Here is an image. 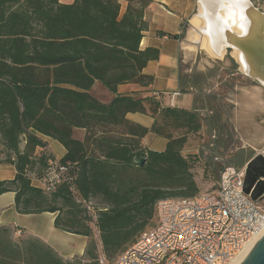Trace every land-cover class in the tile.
I'll return each instance as SVG.
<instances>
[{
	"label": "trees",
	"instance_id": "obj_1",
	"mask_svg": "<svg viewBox=\"0 0 264 264\" xmlns=\"http://www.w3.org/2000/svg\"><path fill=\"white\" fill-rule=\"evenodd\" d=\"M120 1L0 0V164L15 169L13 179L0 181V195L14 193L19 214L55 213L56 228L88 238L82 257L63 261L38 239L0 226V264H100L101 256L113 264L156 226L159 201L202 194L193 169L211 161L183 154L201 138L199 114L117 93L124 84L151 85L142 71L159 57L158 49L139 46L150 0H122V14ZM96 83L113 95L110 102L90 94ZM128 113L148 114L153 123L130 124ZM77 129L83 139L73 136ZM148 132L166 141L162 151L140 143ZM45 137L65 150L58 161L66 171L49 191L32 185L53 158L36 153Z\"/></svg>",
	"mask_w": 264,
	"mask_h": 264
},
{
	"label": "crops",
	"instance_id": "obj_2",
	"mask_svg": "<svg viewBox=\"0 0 264 264\" xmlns=\"http://www.w3.org/2000/svg\"><path fill=\"white\" fill-rule=\"evenodd\" d=\"M73 1L59 0L62 4H71ZM198 1L150 0L143 12V20L147 23V28L143 32L139 46L141 50L145 48L159 50L158 59L150 61L142 71L143 74L153 77V83L148 87H140L136 84L120 85L117 87V93L150 95L155 99L158 96L161 98V105L197 112L202 120L201 138L192 139L184 147L183 154H199L211 161L216 154L213 147L217 144L208 140V137L213 138L218 134L216 131L229 128L232 112L238 113L239 117L241 115L240 118H243L246 112L251 111V101L264 110V97L258 85L244 89L235 86L234 79L241 74L239 75L236 65L227 55L221 60L213 59L209 57V51L205 47L202 48V41L205 39L203 34L190 25L191 19L197 12ZM252 1L264 12V0ZM125 6L124 2L121 14ZM204 10L209 14L211 8L207 5ZM211 33L208 35L209 38L213 36ZM214 38L213 48L222 41V38ZM126 119L130 124L146 129H149L153 123V118L148 114L128 113ZM125 137L131 136L125 134ZM44 142L45 147L37 148L36 153L49 154L58 160L63 157L65 150L58 142L47 137L44 138ZM140 143L149 150L162 151L166 141L148 132L141 138ZM208 152L209 155H206ZM239 157L232 160L228 166L239 169L238 167L241 168L248 161H241ZM14 176L13 166L0 165V181L11 180ZM32 185L40 188L38 182H32ZM55 216V213L49 212L19 214L14 208V193L0 195V226L9 227L15 237L38 239L63 261L82 257L88 238L56 228Z\"/></svg>",
	"mask_w": 264,
	"mask_h": 264
},
{
	"label": "built area",
	"instance_id": "obj_3",
	"mask_svg": "<svg viewBox=\"0 0 264 264\" xmlns=\"http://www.w3.org/2000/svg\"><path fill=\"white\" fill-rule=\"evenodd\" d=\"M157 96V101H161ZM172 100V99H171ZM66 167L48 160L40 188L52 189ZM243 168L223 167L215 188L188 199H165L156 206V226L143 233L113 264H232L264 234V205L242 191ZM95 218L92 202L83 204ZM105 264L104 258L99 259Z\"/></svg>",
	"mask_w": 264,
	"mask_h": 264
},
{
	"label": "water",
	"instance_id": "obj_4",
	"mask_svg": "<svg viewBox=\"0 0 264 264\" xmlns=\"http://www.w3.org/2000/svg\"><path fill=\"white\" fill-rule=\"evenodd\" d=\"M229 1L239 3L240 6L236 8L243 7L244 12L247 11L248 19L241 23L244 32L236 33L234 22H229L221 13L216 12L217 8H221L223 12H227L226 10L230 12L224 5ZM207 5L211 8L209 14L204 10ZM205 17L208 20L203 21ZM191 26L199 29L204 38L212 32L213 42L214 37L222 38L218 44L223 46V54L220 57L209 55L210 58L221 60L227 55L236 65L239 74L264 88V12L258 9L252 0H199L197 12L191 19ZM203 43L204 40L202 45ZM140 163H144V159H141ZM242 168L243 193L255 204L264 202V153H255ZM240 264H264V234Z\"/></svg>",
	"mask_w": 264,
	"mask_h": 264
},
{
	"label": "rangeland",
	"instance_id": "obj_5",
	"mask_svg": "<svg viewBox=\"0 0 264 264\" xmlns=\"http://www.w3.org/2000/svg\"><path fill=\"white\" fill-rule=\"evenodd\" d=\"M120 3L122 7L124 1L121 0ZM234 81L235 86L243 89L258 85L254 81L242 75L236 76ZM221 87L222 86H220V88ZM259 87L262 89V95L264 97V88L261 86ZM90 94L101 103H108L113 98V95L99 83H96L92 87ZM254 104V101H251V111L246 112L243 115V118H240L241 115L239 117L238 113L233 114L234 112H232V114H230L231 121L228 123L229 128L224 131L223 129L216 131L218 134L213 138L208 137V140H212L214 144H217L215 147H213L216 154L213 155L211 164L209 166L205 164V161H202L200 164H196L193 169L195 181L199 188V193H208L215 188L216 181L218 180L222 166L226 167L230 165L229 163L239 156L241 157H239L241 161H243L249 160L255 153H264V110H262L263 108H260L258 105ZM84 133L85 132L83 130L77 129L74 130L73 136L76 139H82L84 137ZM212 154L214 153H211V155ZM206 155H209V152ZM4 158L3 147L0 144V161ZM203 158L207 159V157ZM2 164L7 165L5 163ZM245 164L246 163H244L241 168ZM262 205H264V202ZM93 230L94 229H92V239L97 243L98 235Z\"/></svg>",
	"mask_w": 264,
	"mask_h": 264
},
{
	"label": "bare ground",
	"instance_id": "obj_6",
	"mask_svg": "<svg viewBox=\"0 0 264 264\" xmlns=\"http://www.w3.org/2000/svg\"><path fill=\"white\" fill-rule=\"evenodd\" d=\"M214 1V0H213ZM227 1V0H224ZM226 6V8L228 7L229 11L226 10L227 12H223V10L221 8H217L216 12L217 13H221L227 20H229V22H234V26L237 29L236 33L239 32H244V26H241V23L246 21L248 19V15H247V11L244 12V8L241 7L240 9L236 8L239 7L240 4L239 3H233L231 1H229L228 3L224 4ZM206 11H208L206 9ZM210 13V12H209ZM245 15V16H243ZM206 18V17H205ZM199 21V20H198ZM191 25V24H190ZM191 31V30H190ZM198 32V31H197ZM190 33V32H189ZM195 36V35H194ZM211 36V35H210ZM189 38V37H188ZM202 38V37H201ZM213 36L211 38L206 37L204 39V43H203V47L206 48L207 51H209L210 55H213L214 57H220L223 54V46L219 45L218 43L216 44L217 47L213 48V44H215L212 40ZM200 39V38H199ZM217 42V41H216ZM189 43V42H188ZM194 43V42H193ZM212 47V49H211ZM200 48V47H199ZM234 53V52H233ZM209 55V54H208ZM264 231V230H263ZM253 244L249 245L246 247L245 251L239 255L233 262L232 264H240L241 261L244 259V257L247 255V253L250 251V249L252 248Z\"/></svg>",
	"mask_w": 264,
	"mask_h": 264
},
{
	"label": "flooded vegetation",
	"instance_id": "obj_7",
	"mask_svg": "<svg viewBox=\"0 0 264 264\" xmlns=\"http://www.w3.org/2000/svg\"><path fill=\"white\" fill-rule=\"evenodd\" d=\"M253 155H254V154H253ZM253 155H252V156H253ZM252 156H251V157H252Z\"/></svg>",
	"mask_w": 264,
	"mask_h": 264
}]
</instances>
